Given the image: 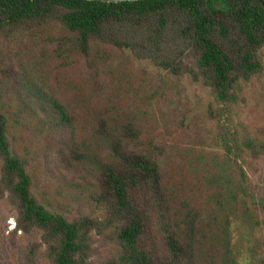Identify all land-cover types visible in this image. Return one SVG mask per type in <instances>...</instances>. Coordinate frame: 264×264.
Listing matches in <instances>:
<instances>
[{"label": "trees", "instance_id": "obj_1", "mask_svg": "<svg viewBox=\"0 0 264 264\" xmlns=\"http://www.w3.org/2000/svg\"><path fill=\"white\" fill-rule=\"evenodd\" d=\"M263 47L264 0H0V199L15 231L40 229L52 264H96L94 233L115 247L102 264H242L233 218L253 213L242 161L264 141L247 131L239 143L226 114L241 81L264 73ZM135 59L210 88L223 153L196 147L184 90L181 109ZM10 117L58 187L102 216L70 219L40 200Z\"/></svg>", "mask_w": 264, "mask_h": 264}, {"label": "rangeland", "instance_id": "obj_2", "mask_svg": "<svg viewBox=\"0 0 264 264\" xmlns=\"http://www.w3.org/2000/svg\"><path fill=\"white\" fill-rule=\"evenodd\" d=\"M264 56V47L262 49ZM136 67H144L153 73H160L164 85L170 93L173 104L180 105V90L185 92L188 113L187 125L198 124L201 136L196 147L205 151L223 153L221 129L213 121L208 109L214 100L209 87L202 82L192 80L189 75H176L156 66L148 59H135ZM226 118L237 133V141L242 143V135L250 131L252 136L264 141V73L252 81H241L240 99ZM10 136L19 153L28 160V170L32 174L33 190L40 200L50 209L58 211L72 219L79 215L102 216L103 211L88 196L77 198L68 190H61L57 181L49 174L51 166L44 163L38 143L32 139V133L10 117ZM192 130L194 125L191 126ZM182 131V130H181ZM191 129H187L190 132ZM195 134V132H194ZM187 142L188 138H184ZM242 164L248 174V193L246 199L253 211L252 218L244 220L240 216L233 218V247L235 255L242 264H252L264 257V155L260 158L245 152ZM1 172V162H0ZM17 210L7 197L0 199V264H32V259L38 264H52L47 256L46 246L41 243L40 229L33 233L15 231ZM93 246L95 252L92 260L102 264L115 247L106 242L102 235L94 233Z\"/></svg>", "mask_w": 264, "mask_h": 264}, {"label": "water", "instance_id": "obj_3", "mask_svg": "<svg viewBox=\"0 0 264 264\" xmlns=\"http://www.w3.org/2000/svg\"><path fill=\"white\" fill-rule=\"evenodd\" d=\"M97 1H105V2H120V1H138V0H97Z\"/></svg>", "mask_w": 264, "mask_h": 264}]
</instances>
